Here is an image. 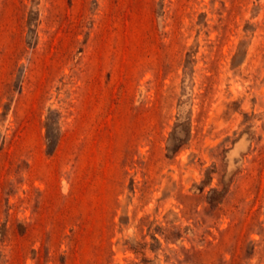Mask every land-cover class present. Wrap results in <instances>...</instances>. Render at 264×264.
Wrapping results in <instances>:
<instances>
[{
  "label": "rangeland",
  "instance_id": "374dc122",
  "mask_svg": "<svg viewBox=\"0 0 264 264\" xmlns=\"http://www.w3.org/2000/svg\"><path fill=\"white\" fill-rule=\"evenodd\" d=\"M0 264H264V0H0Z\"/></svg>",
  "mask_w": 264,
  "mask_h": 264
}]
</instances>
